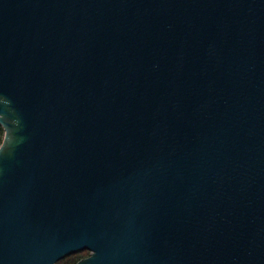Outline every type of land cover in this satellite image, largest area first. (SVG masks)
<instances>
[{"label":"water","instance_id":"95a60500","mask_svg":"<svg viewBox=\"0 0 264 264\" xmlns=\"http://www.w3.org/2000/svg\"><path fill=\"white\" fill-rule=\"evenodd\" d=\"M0 264H264V0H0Z\"/></svg>","mask_w":264,"mask_h":264},{"label":"trees","instance_id":"16d2710c","mask_svg":"<svg viewBox=\"0 0 264 264\" xmlns=\"http://www.w3.org/2000/svg\"><path fill=\"white\" fill-rule=\"evenodd\" d=\"M2 137H3V128L0 125V142L2 140ZM83 254H84V250L70 253L64 256L63 258L57 260L55 264H74V262Z\"/></svg>","mask_w":264,"mask_h":264},{"label":"flooded vegetation","instance_id":"af4514ba","mask_svg":"<svg viewBox=\"0 0 264 264\" xmlns=\"http://www.w3.org/2000/svg\"><path fill=\"white\" fill-rule=\"evenodd\" d=\"M83 250H84V254L81 255L76 261H78V260L81 259V258L86 257V256L89 254V251H88L87 249H83ZM79 251H81V250H79ZM85 252H86V253H85ZM76 261L74 262V264L76 263Z\"/></svg>","mask_w":264,"mask_h":264}]
</instances>
